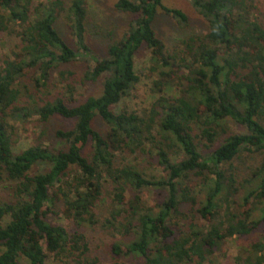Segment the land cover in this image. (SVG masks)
<instances>
[{
  "label": "trees",
  "instance_id": "16d2710c",
  "mask_svg": "<svg viewBox=\"0 0 264 264\" xmlns=\"http://www.w3.org/2000/svg\"><path fill=\"white\" fill-rule=\"evenodd\" d=\"M164 2L118 0L117 10L135 17L84 76V83L104 77L103 90L80 102L66 77L75 73L60 69L89 53L85 0H0V35L17 40L0 61V179L14 184L9 199H0V264H207L231 239L250 236L255 240L238 264H264L258 0H190L208 33L172 48L158 38V16L183 27L188 17ZM61 17L77 49L59 33ZM143 50L157 79L150 105L135 110L123 104L142 81L137 58ZM57 73L66 90H49ZM31 74L34 90H22ZM33 117L39 136L17 153L12 121ZM52 118L71 122L53 134L58 150L48 140ZM97 120L106 134L96 129ZM230 123L245 132L232 133ZM245 153L257 163L249 173L235 164ZM145 192L162 199L151 207ZM104 195L111 210L100 217ZM57 204L72 221L71 232L47 220ZM94 228L111 240V262L86 234Z\"/></svg>",
  "mask_w": 264,
  "mask_h": 264
},
{
  "label": "rangeland",
  "instance_id": "374dc122",
  "mask_svg": "<svg viewBox=\"0 0 264 264\" xmlns=\"http://www.w3.org/2000/svg\"><path fill=\"white\" fill-rule=\"evenodd\" d=\"M46 1L47 0H35V4ZM64 1L68 4L70 2V0ZM117 2L118 0H85V5L88 11L86 45L89 49V53L85 52L86 55H82L79 60L60 69L61 71H71L75 73V77L73 79L69 78L68 74L66 77L68 78V83L73 84V87L76 90L75 97L80 102L91 96H97L101 93V90H103V82L105 80L104 77H102L97 83H84V76L89 69L95 66L97 60H101L107 56V49L110 43L118 41L124 36L129 24H131L135 17L131 14H124L118 11L116 8ZM164 4L167 7L182 10L188 17V25L183 27L175 18L171 16L166 14H160L158 16L154 25L155 31L158 38L162 40L168 48L174 47L181 40L187 39L193 34L205 36L208 33V25L206 21L197 13L191 5L190 0H165ZM256 15L264 24V0H258ZM56 27L63 39L70 46L77 49L75 36L73 35L69 22L61 17L57 21ZM16 43L17 40L12 36L7 34L0 35V61L3 60L5 55H7L12 48H14ZM82 54H84V51H82ZM150 55V52L147 50L141 51L138 55L137 69L142 81L134 89L131 97L124 102V106L138 110L150 105L149 103L151 98L149 90L154 89L153 80L157 79V76L152 72L153 65L150 61ZM58 74L59 73L54 75L52 79V86L49 90H66V83L63 84L56 81ZM34 76L35 74H31L27 79L23 80L21 84L22 90H34ZM35 122H37L35 117L28 122H22L20 120L12 121L14 126L12 138L15 143V151L17 153L30 147V145H32L39 136L40 131L34 126ZM70 126L71 122L67 120L62 118H52L48 130V140L52 143V148L58 150L61 147L56 144L53 134L60 129H69ZM95 127L103 134H106L108 131V127L99 120L96 121ZM229 127L232 133L239 134L245 132L243 127L237 126L234 123H230ZM248 155L250 154L245 153L240 160H236L235 164L249 173L250 170L255 168L257 163ZM144 159V157H141V161ZM145 165H147V162ZM147 166L151 170L154 169L151 164H148ZM193 183H196V181ZM12 186H14V184L7 181L5 178L2 177V179H0L1 200L9 199L10 194L12 193ZM144 196L145 202L151 207L156 206V204L162 199L158 193L154 192H145ZM199 196L200 200H202L203 195ZM109 197L110 196L104 195V200H102L99 205L98 212L100 217L106 216L111 210V197ZM46 210L48 211L49 209L46 208ZM46 218L50 223L63 226L70 232L73 229L72 221L66 218L64 213L61 211L59 204L52 208V211L47 214ZM198 222L203 225L207 224V222L203 219H198ZM86 234L92 239L93 246H100L98 253L103 256L104 260L106 259L105 261H110V258L107 255L106 246L111 243V240L106 237L103 230L100 228L89 229ZM255 237L256 236L235 237L234 239H231L225 244V249H223L222 252L211 256L207 264H238V262L242 260V257L247 255V251L251 249ZM50 258L51 257H49V259ZM120 263L127 264L129 263V259L121 260Z\"/></svg>",
  "mask_w": 264,
  "mask_h": 264
}]
</instances>
